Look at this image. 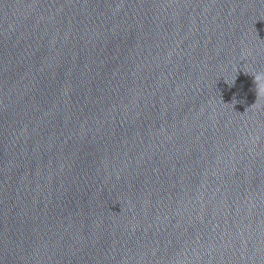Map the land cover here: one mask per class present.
Returning <instances> with one entry per match:
<instances>
[{
	"label": "clouds",
	"instance_id": "obj_1",
	"mask_svg": "<svg viewBox=\"0 0 264 264\" xmlns=\"http://www.w3.org/2000/svg\"><path fill=\"white\" fill-rule=\"evenodd\" d=\"M255 83H256V88H257V95L260 96L261 94H264V73L255 74ZM113 214H116V213H113Z\"/></svg>",
	"mask_w": 264,
	"mask_h": 264
}]
</instances>
